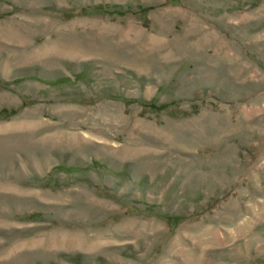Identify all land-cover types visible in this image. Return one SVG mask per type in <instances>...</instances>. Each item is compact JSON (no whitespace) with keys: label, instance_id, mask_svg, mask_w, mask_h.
I'll list each match as a JSON object with an SVG mask.
<instances>
[{"label":"rangeland","instance_id":"374dc122","mask_svg":"<svg viewBox=\"0 0 264 264\" xmlns=\"http://www.w3.org/2000/svg\"><path fill=\"white\" fill-rule=\"evenodd\" d=\"M0 264H264V0H0Z\"/></svg>","mask_w":264,"mask_h":264}]
</instances>
